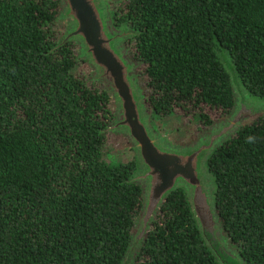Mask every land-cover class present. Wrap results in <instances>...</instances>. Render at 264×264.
<instances>
[{"label":"trees","instance_id":"trees-1","mask_svg":"<svg viewBox=\"0 0 264 264\" xmlns=\"http://www.w3.org/2000/svg\"><path fill=\"white\" fill-rule=\"evenodd\" d=\"M153 127L182 117L192 136L236 105L238 80L264 99V0H114ZM61 0H0V264H121L144 203L135 155L105 158L117 115L80 44L60 39ZM83 63L85 68L78 65ZM193 136V137H194ZM189 140V138H187ZM224 233L264 264V113L209 154ZM131 264H220L185 188L161 202Z\"/></svg>","mask_w":264,"mask_h":264},{"label":"water","instance_id":"water-1","mask_svg":"<svg viewBox=\"0 0 264 264\" xmlns=\"http://www.w3.org/2000/svg\"><path fill=\"white\" fill-rule=\"evenodd\" d=\"M61 1V15L72 23L53 48L70 39L79 42L80 54L93 66L91 79L104 82L116 104V118L102 131H123L135 146L140 166L131 179L143 182L144 203L121 264L132 263L135 250L142 244L161 202L177 185L185 188L201 235L220 264H246L218 218L213 200L214 182L206 160L244 121L263 114L264 103H249L235 66L221 46L220 61L230 74L236 95L233 115L201 141L181 146L171 144L150 124L142 88L137 81L136 63L128 58L118 41L123 33L111 29L103 0Z\"/></svg>","mask_w":264,"mask_h":264},{"label":"rangeland","instance_id":"rangeland-1","mask_svg":"<svg viewBox=\"0 0 264 264\" xmlns=\"http://www.w3.org/2000/svg\"><path fill=\"white\" fill-rule=\"evenodd\" d=\"M114 2H115L114 0H103L106 15H107V18L109 21V25H110L112 30H115V31L123 30L125 33V36L123 38H125L127 36V32H129L127 29L128 28L127 25L121 24V25L116 26V25L112 24L111 19H110V11L114 7ZM71 23H72L71 20L62 17L61 12H60V15L58 18V23H57V26L61 32L60 37L70 27ZM111 24H112V26H111ZM120 44H121L122 50L127 55V50H126L127 48L125 45V41H123L122 43L120 42ZM79 54H80V51H79ZM81 56H83V55L80 54V57ZM83 57H85V56H83ZM78 67L80 69H82V68H85V65H83V63H80L78 65ZM92 74H93V66L91 68L90 78L92 77ZM95 80H98V79H95ZM242 88H243V86H242ZM244 91L247 94V98L249 99L248 100L249 103H253L255 105H261L264 103V99H261L260 97L258 98V96L256 97L254 95H251L245 89H244ZM235 107H236V105H235ZM234 111H235V108L232 110V112L229 115L223 116L220 119L216 120L214 123H212L210 125V127L203 129V130H200L195 136L193 135L194 137L192 136V132H193V130H195L193 122H188V121L184 120L182 117L176 116V117H172L171 119L166 120L163 124L164 125V131H162V132H160L159 130H156L153 127V125L150 121V116H149V121H150V124L152 125V127L154 128V130L158 134L166 137L167 140L171 144L176 145V146H181V145H186V144H189L192 142H197L200 140V138L202 136H208L211 131L218 128V126H220L222 123L227 122V120L233 115ZM110 132H111V134H110L109 139L105 145V149H106V154L104 155L105 158L108 160H112V161H119L122 159H126L132 155H135V158H136V149H135V146H134L132 140L123 131L112 130ZM187 138H189V140H187ZM210 177L212 179L211 175H210Z\"/></svg>","mask_w":264,"mask_h":264},{"label":"flooded vegetation","instance_id":"flooded-vegetation-1","mask_svg":"<svg viewBox=\"0 0 264 264\" xmlns=\"http://www.w3.org/2000/svg\"><path fill=\"white\" fill-rule=\"evenodd\" d=\"M103 4H104V3H103ZM111 22H112V21H111ZM112 24H113V23H112ZM112 24H111V26H112ZM114 31H115V30H114ZM115 32L120 33V34L123 33V35H122V36L120 37V39L118 40L119 43H120V42L122 43V42H123V39H124L123 37L125 36L124 31H123V30H119V31H115ZM127 33H128V32H127ZM120 45H121V44H120ZM213 131H214V130H213ZM211 132H212V131H211ZM211 132H210V133H211ZM210 133H209V134H210ZM206 137H207V136H202V137L200 138V141L203 140V139H205ZM138 165H139V164H138ZM139 169H140V166H138L137 172H138ZM137 172H136V173H137ZM142 184H143V182H142Z\"/></svg>","mask_w":264,"mask_h":264}]
</instances>
